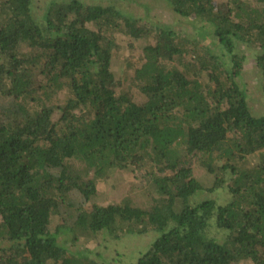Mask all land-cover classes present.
Instances as JSON below:
<instances>
[{
  "label": "trees",
  "instance_id": "obj_1",
  "mask_svg": "<svg viewBox=\"0 0 264 264\" xmlns=\"http://www.w3.org/2000/svg\"><path fill=\"white\" fill-rule=\"evenodd\" d=\"M98 1L0 0V264H106L97 249L148 233L134 264H264V114L244 64L264 100V0H163L209 27L198 40L127 15L144 0ZM117 171L152 184L149 210L87 207Z\"/></svg>",
  "mask_w": 264,
  "mask_h": 264
},
{
  "label": "rangeland",
  "instance_id": "obj_2",
  "mask_svg": "<svg viewBox=\"0 0 264 264\" xmlns=\"http://www.w3.org/2000/svg\"><path fill=\"white\" fill-rule=\"evenodd\" d=\"M50 5L56 0H33L37 3L38 6L49 8ZM246 4L254 8H261V5L258 4L255 0H244ZM60 2V1H58ZM143 6H137L131 4L132 7L126 8L125 11L127 15L135 16L143 22L151 26H160L166 27L174 32H177L179 37H184L189 40H198L203 34L208 30L209 27H205L202 21L197 19H187L180 17L172 13L167 4L163 0H144ZM226 0H214V5L219 6L224 4ZM93 3L99 4L98 0H93ZM145 5V6H144ZM37 6V7H38ZM147 7V8H146ZM146 8V9H145ZM39 9V7L37 8ZM34 10L35 18L42 15L43 10ZM47 11V10H46ZM37 25L41 26V23L36 20ZM205 35V34H204ZM113 36L117 39L118 43L125 45L126 40L119 34L115 33ZM205 38V37H204ZM146 42V40H145ZM144 46V42L135 41L132 48L125 50L123 57L129 58L131 64L134 66H139V56L141 48ZM245 70L247 71V87L250 92L249 95L252 99V102L255 101L254 113L256 115L264 114V102L263 96H260L258 90L259 86L262 85V82L259 83L258 77L252 76L254 70V64L252 59L248 56L245 61ZM113 66H117L113 64ZM117 68V67H115ZM196 175L206 183L208 179L204 178L203 171L199 170L196 172ZM212 197L216 198L220 204H225L228 201V195L226 191L219 190L216 194L213 193ZM157 197V192L154 190V187L150 182H148L144 177L139 173H123V172H114L109 175V177L104 178L98 184V191L87 204V207H92L93 205L97 206H107L110 204H124L127 203L133 207L141 208L144 210H149L154 198ZM86 235V234H84ZM87 236H82L77 241L75 247L84 246L85 248H92V243L89 242L91 237L89 236L88 242L85 244L84 238L87 239ZM120 239L114 240L110 243V249L105 251L103 248L97 249V252L101 257L106 259L108 264H134L137 257L140 253L146 252L151 246L152 242L156 239L155 233H148L146 235H120ZM84 237V238H83ZM115 250H119L122 253V256L119 257V260H114ZM111 259H113L111 261ZM97 260V259H95ZM99 261V260H98ZM106 263V264H107ZM49 264H55L50 262ZM61 264V263H60Z\"/></svg>",
  "mask_w": 264,
  "mask_h": 264
}]
</instances>
